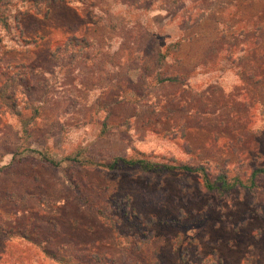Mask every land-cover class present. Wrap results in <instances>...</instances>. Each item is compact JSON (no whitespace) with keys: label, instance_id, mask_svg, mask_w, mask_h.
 <instances>
[{"label":"rangeland","instance_id":"374dc122","mask_svg":"<svg viewBox=\"0 0 264 264\" xmlns=\"http://www.w3.org/2000/svg\"><path fill=\"white\" fill-rule=\"evenodd\" d=\"M49 7L0 26V264H264V0Z\"/></svg>","mask_w":264,"mask_h":264},{"label":"trees","instance_id":"16d2710c","mask_svg":"<svg viewBox=\"0 0 264 264\" xmlns=\"http://www.w3.org/2000/svg\"><path fill=\"white\" fill-rule=\"evenodd\" d=\"M17 1L22 2V6L25 5L26 7L24 9H21L20 7H15V11L12 10L14 5ZM59 1L63 0H0V26L6 30L7 32H10L12 28H15L21 36H23V29L21 27V17L28 13L30 10H34L36 14H41L42 7L44 8V16L46 17L49 14L50 7L49 5L52 3H57ZM16 6V5H15ZM90 45V41L85 37H78L74 34L68 36L66 40L57 46V52H52V55H57V53H63V50L66 49H75L78 48L84 49L88 48ZM173 46H177V43L173 44ZM78 50V52H79ZM78 53H72V61L73 58ZM178 80V76H166L164 78H161L160 82L170 81L175 82ZM10 89L9 82H4L0 85V107L3 106V103H7L6 99L11 98V95L8 94V90ZM9 107H14L16 104L14 101L9 104L7 103ZM119 161L128 163V164H139L142 168H145L147 170L156 169L158 167L157 164L149 161L146 158H138V159H126V158H117L110 167H115ZM179 168L184 171L190 172V173H200L203 177L204 186L208 191H213L217 188H226L231 189L235 185H237V181L240 182V179L233 177V182H230L229 180V169H225L224 167H220L219 171L215 173H211L204 165H191V164H185L182 163L177 166H173V168ZM264 173V166H256L253 169L252 178L254 179L257 175ZM255 180V179H254ZM238 182V183H239ZM255 183V181H254ZM129 208V206H127ZM137 215L140 220H143L144 218L141 215ZM146 220V219H144ZM146 222L151 223L150 221L146 220Z\"/></svg>","mask_w":264,"mask_h":264}]
</instances>
